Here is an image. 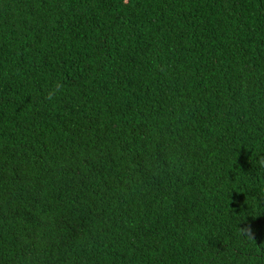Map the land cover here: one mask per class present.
<instances>
[{
  "label": "trees",
  "instance_id": "obj_1",
  "mask_svg": "<svg viewBox=\"0 0 264 264\" xmlns=\"http://www.w3.org/2000/svg\"><path fill=\"white\" fill-rule=\"evenodd\" d=\"M0 264H264V0H0Z\"/></svg>",
  "mask_w": 264,
  "mask_h": 264
}]
</instances>
